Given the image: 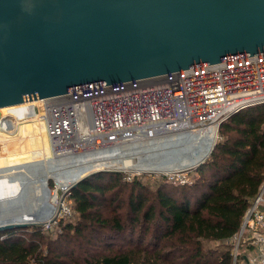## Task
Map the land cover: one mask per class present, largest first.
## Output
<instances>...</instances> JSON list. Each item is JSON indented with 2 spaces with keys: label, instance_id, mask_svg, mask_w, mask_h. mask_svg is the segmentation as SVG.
I'll return each mask as SVG.
<instances>
[{
  "label": "water",
  "instance_id": "obj_1",
  "mask_svg": "<svg viewBox=\"0 0 264 264\" xmlns=\"http://www.w3.org/2000/svg\"><path fill=\"white\" fill-rule=\"evenodd\" d=\"M261 53L264 0H0V166L51 156L42 99Z\"/></svg>",
  "mask_w": 264,
  "mask_h": 264
},
{
  "label": "trees",
  "instance_id": "obj_2",
  "mask_svg": "<svg viewBox=\"0 0 264 264\" xmlns=\"http://www.w3.org/2000/svg\"><path fill=\"white\" fill-rule=\"evenodd\" d=\"M154 183L101 171L70 193L77 217L0 232V264H233V240L264 184V103L224 120L205 162Z\"/></svg>",
  "mask_w": 264,
  "mask_h": 264
},
{
  "label": "built area",
  "instance_id": "obj_3",
  "mask_svg": "<svg viewBox=\"0 0 264 264\" xmlns=\"http://www.w3.org/2000/svg\"><path fill=\"white\" fill-rule=\"evenodd\" d=\"M42 100L48 135L53 151L58 153L79 155L208 127H216V143L222 121L240 109L264 103V53ZM10 118L13 120L8 114L3 116L0 127L6 129ZM178 172L182 171L176 175ZM171 178L176 180L174 175ZM126 179L132 180V174ZM66 203L63 198L61 216L72 214ZM52 221L46 222L47 227ZM235 238L233 264H242V260L245 264H264V184ZM241 248H246L243 255Z\"/></svg>",
  "mask_w": 264,
  "mask_h": 264
},
{
  "label": "bare ground",
  "instance_id": "obj_4",
  "mask_svg": "<svg viewBox=\"0 0 264 264\" xmlns=\"http://www.w3.org/2000/svg\"><path fill=\"white\" fill-rule=\"evenodd\" d=\"M7 114L18 123L17 116L9 112L0 119ZM0 129L14 133L17 125L14 130ZM215 133L216 127H208L79 155L53 151L49 137L51 156L0 166V226L50 221L57 212V193L50 194V178L65 191L84 176L104 169L180 171L196 166L209 155Z\"/></svg>",
  "mask_w": 264,
  "mask_h": 264
},
{
  "label": "rangeland",
  "instance_id": "obj_5",
  "mask_svg": "<svg viewBox=\"0 0 264 264\" xmlns=\"http://www.w3.org/2000/svg\"><path fill=\"white\" fill-rule=\"evenodd\" d=\"M14 122H16V121H14V120L13 121L12 120L8 121L7 125H6V129L14 130L16 128V125H17ZM13 125H15V126H13ZM194 168L195 167H191V168H186V169L180 170L182 172H178V175H176L177 171H174V172H164V171H162V172L161 171H159V172H147V171H137V170H120V169H117V170H119V172H123L124 175H125V178L127 177V175L132 174V178L138 177V178L142 179L146 183H154V182H156L158 180L163 179L164 176H168V178H171L172 175H174V179H176L177 182L182 183L181 181L186 180V181H188V183H192L193 182L192 176H190V173L188 174L186 171L189 172V170H192ZM48 181H49L48 182V187H49V190H50V194L51 193H55L56 190H57L58 208H57L56 214L52 218L53 221L51 222L49 227H47L46 222L29 224V225H27L25 227L41 226L43 228V231L46 234L55 236V233L57 232V230L59 228V223H60L61 220L74 221L76 219V217H77V214H76L74 206H73L72 199L70 198L71 190L74 187L68 188L66 190V194L64 195L65 191L58 187V184H57L55 179L50 178ZM184 183L185 182H183L182 184H184ZM63 198L66 199V202H67L66 205H70L71 208H72V214L71 215H63V216H61L60 213H59L60 212L59 210L62 208V200H63ZM236 240H237L236 238H234V240H233V244H234L233 245V249L236 247V244H237ZM233 249H232V251H233ZM245 249L244 248L240 249V253L242 255L244 254V252H246ZM241 263L245 264L244 260H242Z\"/></svg>",
  "mask_w": 264,
  "mask_h": 264
}]
</instances>
